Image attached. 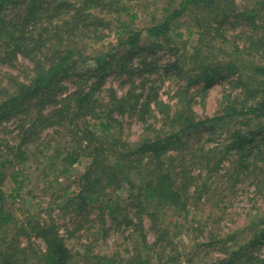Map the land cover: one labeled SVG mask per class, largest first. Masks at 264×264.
Instances as JSON below:
<instances>
[{"label":"trees","instance_id":"obj_1","mask_svg":"<svg viewBox=\"0 0 264 264\" xmlns=\"http://www.w3.org/2000/svg\"><path fill=\"white\" fill-rule=\"evenodd\" d=\"M173 2L143 31L121 19L120 0H0V72L7 67L0 73V135L13 138L0 137V264L74 263L53 221L28 212L21 218L13 208L25 185L23 163L37 160L50 143L43 136L50 127L74 143L54 150L62 164L54 183L88 158L78 189L63 193L61 208L78 215L98 211L113 227L138 234L76 264H264V0L252 7L234 0ZM103 8L115 19L98 15ZM192 11L201 35L226 40L239 24L231 35L242 45L233 41L222 57L204 41L191 50L178 46L171 38L175 21ZM110 34L114 40L105 49L88 51L90 41ZM111 72L127 78L119 95L104 85ZM158 73L184 82L173 105L132 80ZM216 82H226L216 110L198 115L196 94ZM124 117L142 125L137 139L122 137ZM7 179L9 193L2 187ZM246 180L261 204L254 203L242 226L224 230L188 218L192 205L212 199L220 186ZM125 187L122 198L118 191ZM184 229L196 232L188 251L176 241ZM211 251L218 256L210 258Z\"/></svg>","mask_w":264,"mask_h":264},{"label":"rangeland","instance_id":"obj_2","mask_svg":"<svg viewBox=\"0 0 264 264\" xmlns=\"http://www.w3.org/2000/svg\"><path fill=\"white\" fill-rule=\"evenodd\" d=\"M169 1L171 0H120L119 7L122 9L124 8V10L120 11L121 19L126 21L131 28L137 30L143 29L144 31V29L151 24L160 21L163 16V8ZM172 1L176 4L179 0ZM234 1L239 7H252L259 0ZM133 13H135L134 18L131 17ZM98 15L105 16L106 19L113 17V20L116 17L115 13L108 14L105 8L99 10ZM175 22V30L172 32L171 38L180 47L186 44L187 49L191 50L192 46L197 44V41H204V43L211 46L210 53L212 55L222 57L225 54L224 51L227 53L232 51L233 48L231 46L233 41H237L242 45L241 40L234 39L231 35L239 31L241 28L239 24L233 26L232 30L230 29L228 31L226 40H220L208 33L205 35L200 34V26L195 20L193 11L186 12ZM228 27L231 26L228 25ZM176 33H180V36H177ZM113 40L114 36L110 34L103 38L101 42L95 43L90 41L88 44V51L92 52L105 49L108 43ZM223 41L227 42L223 43ZM246 57L249 56L244 55L245 59H247ZM165 58L166 57L162 59ZM18 59L22 60L20 57ZM6 70L7 67L5 65L1 67L2 72ZM126 79L125 76H118L116 73L111 72L104 80V85L105 87H113L119 95L129 85ZM132 80L135 86L144 83L147 88L153 87L157 92L158 100L168 103L169 105L175 103V91L178 86L184 85L183 81L178 82L176 79L164 73L143 76L134 75ZM65 83L69 90L75 88L74 83L69 79H67ZM225 85L226 82H216L209 86L204 92L196 94L193 108L198 115H212L217 108L218 101L222 96ZM201 86L202 85L194 86L192 91L200 89ZM150 106L154 119H158L160 115L155 106V101L152 100ZM12 122L13 121H10L9 123L12 124ZM10 124L8 128L12 130L13 125ZM141 126L142 125L135 118L124 117L121 130L122 137L133 140L137 139L141 132ZM54 130L53 127H50L43 132L45 139L50 137V143H48L41 154H38L37 160H35V156H32L23 163L22 175L25 185L21 197L13 203V208L16 213L19 214L21 218L28 212L37 215L41 221H53L72 253L73 264H76L85 254L111 252L119 246L123 247L128 242L131 243L132 239L138 238L137 233L131 236L130 230H125L122 226L119 228L113 227L109 218L102 216V214H98V211H94L89 215H78L61 208L60 205H62L64 200L63 193L67 189L73 192L78 189V178L85 170L88 158L82 156L64 175H59L58 182L54 183L52 179H54L58 169L62 166L59 160L54 158V150L59 147H65L64 145L74 146V143L70 142V138L61 139L60 135ZM0 137L10 142L13 141L11 132L4 133L0 135ZM248 183L249 181L246 180L238 183L234 187H231L228 183L220 186L212 199L206 201L202 198L200 203L192 205L188 218L206 221L209 227L217 226L224 230L242 226L246 223V214L255 206L254 203L261 204V199L255 195L254 186L248 185ZM50 184H52V186ZM2 187L8 193L10 192L12 186L9 179L3 182ZM126 194V187L118 191V195L122 198H124ZM168 216L172 217V214L169 213ZM172 218L175 219V217ZM143 223L144 229L147 232L148 220L145 219ZM147 234L148 239H152L151 233L149 232ZM194 235H196V232H191L186 229L182 230L180 236L176 238L182 250L185 249L184 251H188L192 249ZM35 241L42 247L43 244L40 239H36ZM25 243L26 241L23 239L22 245ZM216 256H218L216 252L211 251L209 253L210 258Z\"/></svg>","mask_w":264,"mask_h":264}]
</instances>
